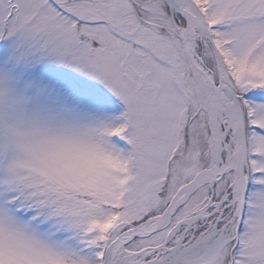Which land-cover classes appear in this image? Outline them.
<instances>
[{"label": "snow or ice", "instance_id": "snow-or-ice-1", "mask_svg": "<svg viewBox=\"0 0 264 264\" xmlns=\"http://www.w3.org/2000/svg\"><path fill=\"white\" fill-rule=\"evenodd\" d=\"M0 264H264V0H0Z\"/></svg>", "mask_w": 264, "mask_h": 264}]
</instances>
